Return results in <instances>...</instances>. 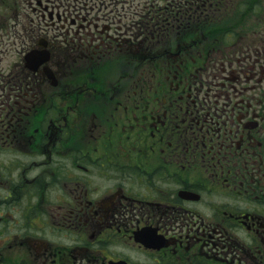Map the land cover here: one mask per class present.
Returning <instances> with one entry per match:
<instances>
[{
  "label": "flooded vegetation",
  "instance_id": "af4514ba",
  "mask_svg": "<svg viewBox=\"0 0 264 264\" xmlns=\"http://www.w3.org/2000/svg\"><path fill=\"white\" fill-rule=\"evenodd\" d=\"M177 1L0 0V264H264V0Z\"/></svg>",
  "mask_w": 264,
  "mask_h": 264
},
{
  "label": "rangeland",
  "instance_id": "374dc122",
  "mask_svg": "<svg viewBox=\"0 0 264 264\" xmlns=\"http://www.w3.org/2000/svg\"><path fill=\"white\" fill-rule=\"evenodd\" d=\"M17 58V56L15 54L11 55L9 57V63H11V61L15 60Z\"/></svg>",
  "mask_w": 264,
  "mask_h": 264
},
{
  "label": "trees",
  "instance_id": "16d2710c",
  "mask_svg": "<svg viewBox=\"0 0 264 264\" xmlns=\"http://www.w3.org/2000/svg\"><path fill=\"white\" fill-rule=\"evenodd\" d=\"M253 2H255V0H250V3H253ZM256 3H257V1H256Z\"/></svg>",
  "mask_w": 264,
  "mask_h": 264
}]
</instances>
